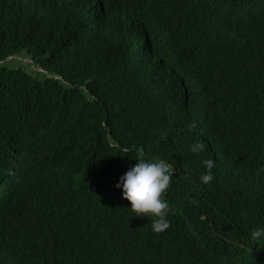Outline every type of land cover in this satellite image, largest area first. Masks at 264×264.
I'll return each mask as SVG.
<instances>
[{"label":"trees","instance_id":"16d2710c","mask_svg":"<svg viewBox=\"0 0 264 264\" xmlns=\"http://www.w3.org/2000/svg\"><path fill=\"white\" fill-rule=\"evenodd\" d=\"M257 30L264 0H0V61L46 69L0 66V264H264ZM141 153L174 168L163 233L116 187Z\"/></svg>","mask_w":264,"mask_h":264},{"label":"clouds","instance_id":"9594fccd","mask_svg":"<svg viewBox=\"0 0 264 264\" xmlns=\"http://www.w3.org/2000/svg\"><path fill=\"white\" fill-rule=\"evenodd\" d=\"M111 12L108 10L110 21L112 20ZM14 56L1 60L0 66L5 65L8 59H12ZM234 56L249 68H252L254 61L258 62L255 67H264V35L258 30L254 32L246 45ZM34 63L36 64L35 61ZM40 68L42 70L39 71L46 72V69ZM203 148V143L199 141L190 146L192 152H200ZM135 160L136 162L120 175L116 187L122 189L123 197L130 201V209L138 219L147 222L155 233L166 232L171 227L170 202L168 197L164 199V195L169 188L171 177L174 175V168L166 159H148L142 153ZM203 163L206 168L199 179L202 183L207 184L213 179L211 169L214 166V161L207 159ZM250 235L252 239L259 242L261 238H264V227L254 228Z\"/></svg>","mask_w":264,"mask_h":264},{"label":"rangeland","instance_id":"374dc122","mask_svg":"<svg viewBox=\"0 0 264 264\" xmlns=\"http://www.w3.org/2000/svg\"><path fill=\"white\" fill-rule=\"evenodd\" d=\"M6 64L10 67H24L32 72L42 70L40 66H37L33 59L30 58L26 53L16 55L12 59L9 58Z\"/></svg>","mask_w":264,"mask_h":264}]
</instances>
